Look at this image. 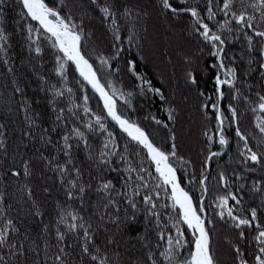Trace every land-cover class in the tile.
Listing matches in <instances>:
<instances>
[{
  "label": "snow or ice",
  "instance_id": "1",
  "mask_svg": "<svg viewBox=\"0 0 264 264\" xmlns=\"http://www.w3.org/2000/svg\"><path fill=\"white\" fill-rule=\"evenodd\" d=\"M154 4L161 14L174 19L188 15L192 21L188 34L200 40L208 56L215 58L206 65L217 70L215 102H205L202 107L215 111L217 124L215 132L206 127L203 133L209 155L198 181L202 193L198 204L177 175L175 162L191 166L192 161L179 155L169 123L151 113L144 116V120L167 130L163 143L158 144L130 114L137 111L133 105L137 95L158 97L167 104V121H176V107L162 88L140 71L135 56L124 63L138 91L119 90L110 79L114 68L119 71L112 61L118 62L129 50L125 43L138 50L142 46L137 28L150 17L148 8L139 0H0V59L7 72L14 73L7 27L10 14L15 12V31L22 35L29 56L38 59L46 47L50 48L54 53L53 75L63 85L58 87L50 77L36 75L39 83L35 91L44 94L49 110L45 113L36 110L34 105L39 101L28 99L26 89L16 79L12 80L15 87L11 96L0 97V264H222L213 249L215 221L204 202L208 192L204 172L209 162L229 146L226 120L236 122L238 117L232 103L227 105L230 117L221 110L225 87L230 100H243L253 113H264V0H203V7L201 0H154ZM97 19L112 35V52L97 53L93 59L85 49L94 39ZM240 42L241 47L235 51ZM199 51L203 53L204 48ZM199 59L194 55L184 57L189 65ZM96 61L98 67H94ZM237 61L246 64L245 76H259L255 101L238 86L245 81ZM70 64L82 78L75 81L82 103L68 86ZM98 72L106 83H101ZM185 79L198 86V70H187ZM86 85L99 95L102 111L90 107ZM253 91L249 85L248 92ZM17 95L21 101L13 99ZM211 99L206 97V101ZM14 104L18 106L14 108ZM109 119L125 134L124 140L110 128ZM257 121L260 149H264V116H257ZM235 136L243 142L242 146L238 144L239 167L231 175L219 172L225 191L216 196L212 211L236 233L234 240L227 241L231 264H264V150L250 146L251 134H245L239 126ZM216 142L221 151H211ZM163 144H169L168 149ZM146 162L154 165V172L145 167ZM257 171L262 175L251 179ZM38 174L40 179L52 181L51 185L40 186L46 199L53 191L63 193L62 199L57 195L54 201V216L36 198L33 181ZM194 182V177L189 180L190 184ZM18 193L16 203L20 207L16 209L12 201ZM246 195L250 200L247 206ZM165 199L171 203L163 202ZM13 210L15 216L11 215ZM153 233L155 243L149 240ZM131 241L141 248L133 251L136 243ZM126 242L128 248L122 253L120 245ZM185 251L187 256L183 255Z\"/></svg>",
  "mask_w": 264,
  "mask_h": 264
},
{
  "label": "trees",
  "instance_id": "2",
  "mask_svg": "<svg viewBox=\"0 0 264 264\" xmlns=\"http://www.w3.org/2000/svg\"><path fill=\"white\" fill-rule=\"evenodd\" d=\"M139 3L142 7H147L150 12V17L146 19L142 26L137 28L142 46L138 50L136 47H130L125 43L124 46L129 48V50L122 54V59L118 62L112 61L113 65L119 68V71L116 72L114 68V74L110 79L113 81L114 87L119 90L125 92L138 91L135 88L137 82L135 78L127 72L124 63L125 60L132 59L135 56L139 63L140 71L145 73L149 79H152L156 86L161 87L162 91L168 97L169 103H172L176 107L178 113L176 121H167V113L165 111L167 104L161 102L158 97L145 98L137 95L133 98V105L137 111L130 114L133 119L140 121L148 132L152 133L158 144L163 143V139L167 135V130L161 129L160 126L155 125L154 122L144 120V116L151 113L158 119L169 123L170 127L173 129V134L177 138L176 143L179 155L184 157L185 160L192 161L191 166H182L180 161L175 162L174 166L177 168V175L180 179L181 186L193 197L194 204H198L202 194L198 181L201 178L202 169H204V160L206 156L209 155L207 137H205L203 133L206 127L211 129L212 132H215L217 124L215 120V111L210 107L208 109L202 107L205 102L209 104L215 102L214 76L217 70L206 68V65L213 63L215 58L208 56L207 47L201 44L200 40L188 34L189 25L192 23L188 15L182 14L179 19H174L170 14H161L160 9L155 6L154 0H139ZM201 7H203V0H201ZM14 16L15 12H12L9 16L7 27V31L10 34L9 43L11 45L9 49L10 66L13 67L14 73H8L7 66H5L3 60L0 59V97L7 98L11 96L15 87V85L12 84V80L16 79L21 87L26 89L25 95L28 99L39 101L38 104L34 105L36 110L45 113L49 110L45 108L46 100L44 94L35 91L39 83L36 79V75L43 74L46 77H50L51 83H57L58 87H63V85L58 83V78L53 75L54 53L50 48L46 47L45 54L42 57L34 59L29 56L22 35L15 31L16 20L12 18ZM145 28L147 29L146 31ZM93 31L95 33L94 39L85 51L91 52L93 59H95L97 53H103L105 55L110 54L112 52V35L106 32L105 28L100 25L98 19L93 25ZM126 35L127 34H125V38ZM241 45L242 42L238 43L235 51H238ZM201 47L204 48L203 53L199 51ZM93 49H95V51H93ZM138 51L139 55H137ZM186 55L198 56L200 59L189 65L184 61ZM140 56H143V59H141ZM91 62L92 60H90V63ZM41 64H43V67H40ZM237 64L240 66L241 77L245 81L243 85L238 84V86L241 87V91L244 94L250 95L252 101H255V91L260 89L259 76L255 73L252 76H245L246 64H242L239 61H237ZM98 65L99 62L96 61L94 67H98ZM190 68L198 70V86L191 85L185 79V73ZM98 75L101 76V83H106L103 74L98 72ZM68 76V86L73 87L77 102L82 103V100L79 99L82 93H80L75 84L77 79L82 78L79 77L78 72L75 71L74 65H69ZM249 85L254 88V91L251 93L248 92ZM86 90L90 97V107H92L94 111H102L103 104L98 95L94 93L89 85H86ZM224 91L225 98L221 101V110L226 117H230L231 114L227 110V105L228 103H232L238 110V117L236 122L226 120L225 135L229 138V146L223 149V155L214 157L212 161L209 162L207 170L204 172V174L208 176V181L206 182L208 192L204 194V202L209 216L215 221V229L212 232L213 249L217 253L222 264H231V255L227 241L234 240L236 233L232 229L224 226V223L219 221L212 211L216 196L223 194L225 191L220 186L218 174L220 171H224L227 175H231L233 169H238L239 167L237 164V160L239 159L238 144L242 146L243 142L239 141L235 136V128L237 126H239L245 134H251L249 140L250 146H253L254 149H260L259 137L261 134L255 125L258 122L257 116H264V113H253L249 105L243 100H230V92L226 87ZM200 92H204L205 96H200ZM206 97H212V99L206 101ZM65 98L66 103L70 102L67 99V93H65ZM13 99L15 101H21L22 98L17 95L13 97ZM17 106V104L13 105L14 108ZM13 120L16 121V126H19L20 121L15 116ZM108 123L110 128L117 132L121 140H124L125 134L120 133L118 127L110 119ZM11 135L18 136L19 134L13 133ZM163 147L168 149L169 144H163ZM221 150V146L218 142L211 145V151ZM141 155L146 157V153H142ZM82 156L83 154H81V157ZM145 167H150V170L154 172V165L150 166L149 163L146 162ZM48 175L52 174L49 173ZM261 175L262 173L257 171L251 174V179H256ZM193 177L195 178V182L190 184L189 180H192ZM84 178H88L87 174ZM251 179L248 180L249 185L251 184ZM33 183L37 185L36 198L44 202V208L47 213L54 216V201L57 195L62 199L63 193L53 191L51 196H48L46 199V194L40 191V186L44 183L51 185L52 181L47 180V177L40 179L38 174ZM236 183L238 184L239 182ZM9 190L12 191L13 189L10 188ZM232 190L235 191V185ZM161 195L163 196V192ZM19 197L20 194L18 193L16 199L12 201L16 205V209L20 207V204L16 203ZM163 202L171 203V201L166 199ZM249 202V196L246 195L245 206H247ZM256 202H259L258 198ZM26 209L27 206H25V210ZM11 215L15 216L16 210H13ZM189 238H191L190 234ZM149 240L155 243V233L149 236ZM130 243H136V241H131ZM127 248L128 242L120 245L122 253H124ZM140 248L141 245L136 243V249H133V251ZM183 255L187 256L188 251H185Z\"/></svg>",
  "mask_w": 264,
  "mask_h": 264
},
{
  "label": "water",
  "instance_id": "3",
  "mask_svg": "<svg viewBox=\"0 0 264 264\" xmlns=\"http://www.w3.org/2000/svg\"><path fill=\"white\" fill-rule=\"evenodd\" d=\"M79 74V73H78ZM90 86V85H89ZM91 87V86H90ZM97 94V93H96ZM98 95V94H97ZM98 97H99V95H98ZM101 103L103 104V102H102V100H101ZM113 122V121H112ZM114 123V122H113ZM115 124V123H114ZM118 127V126H117Z\"/></svg>",
  "mask_w": 264,
  "mask_h": 264
},
{
  "label": "rangeland",
  "instance_id": "4",
  "mask_svg": "<svg viewBox=\"0 0 264 264\" xmlns=\"http://www.w3.org/2000/svg\"><path fill=\"white\" fill-rule=\"evenodd\" d=\"M186 191V190H185ZM194 202V201H193Z\"/></svg>",
  "mask_w": 264,
  "mask_h": 264
}]
</instances>
